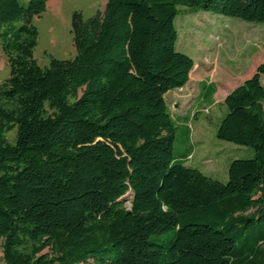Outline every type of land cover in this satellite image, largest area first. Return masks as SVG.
<instances>
[{
    "label": "trees",
    "instance_id": "trees-1",
    "mask_svg": "<svg viewBox=\"0 0 264 264\" xmlns=\"http://www.w3.org/2000/svg\"><path fill=\"white\" fill-rule=\"evenodd\" d=\"M48 2L0 0L6 264H264V60L225 100L218 138L254 150L226 183L178 154L166 99L196 65L177 49L179 7L264 23V0H107L74 13L76 57L42 67L32 22Z\"/></svg>",
    "mask_w": 264,
    "mask_h": 264
},
{
    "label": "rangeland",
    "instance_id": "rangeland-1",
    "mask_svg": "<svg viewBox=\"0 0 264 264\" xmlns=\"http://www.w3.org/2000/svg\"><path fill=\"white\" fill-rule=\"evenodd\" d=\"M27 4L28 0H20ZM107 0H50L46 11L35 15L33 24L39 30L34 56L42 67L50 65L52 57L73 59L77 55L74 44L73 18L81 12L89 18L105 9ZM179 30L177 49L191 55L195 67L190 81L182 88L166 95L174 115L189 117L196 138L203 137L206 145L196 154L198 159L211 153L205 171L224 181L229 180V166L235 157L249 158L251 147L221 141L217 136L216 122L225 109V98L236 86L251 77L264 60V23L249 22L237 17L210 11H191L179 7L176 19ZM12 67L9 56L0 43V83L10 77ZM218 82V92L213 106L198 101L202 82ZM264 81V80H263ZM16 130L8 137L14 143ZM180 137V135H179ZM239 148V149H235ZM178 150V149H177ZM132 193L124 197V205L131 208ZM14 205L6 191H0V264L3 256L2 230L10 223Z\"/></svg>",
    "mask_w": 264,
    "mask_h": 264
},
{
    "label": "crops",
    "instance_id": "crops-1",
    "mask_svg": "<svg viewBox=\"0 0 264 264\" xmlns=\"http://www.w3.org/2000/svg\"><path fill=\"white\" fill-rule=\"evenodd\" d=\"M49 3H50V0H49L48 4ZM48 4H47V6H48ZM212 86L216 87V92L212 98V101L208 102V101L204 100V98L202 96L203 95L202 90L205 89L207 91V89L212 88ZM217 92H218V82H208V81L202 82L200 84V94L198 96L199 103L202 105L213 106L215 104V95L217 94ZM225 100H226V98H225ZM225 112H226V104H225V109H224L223 114L219 117L218 121L216 122V125H215L216 130H217L218 125L220 124V121H221L222 117L224 116ZM174 116L177 119L180 140L184 141V144L177 151L178 154H180V155L188 154V156H189L188 164L199 166L205 173H207L204 168H205V165L207 164L206 161L208 162L211 160L210 157L212 154L209 153L208 155H201V156H203L201 159H198L196 157V154L201 152V148H203V146L206 145V141L203 139V137L201 138V136L198 138H196L194 136L193 129L191 128V125H190V118L189 117L183 119L177 115H174ZM189 128L191 129V131H190V133H187ZM235 149H238V148H235Z\"/></svg>",
    "mask_w": 264,
    "mask_h": 264
}]
</instances>
